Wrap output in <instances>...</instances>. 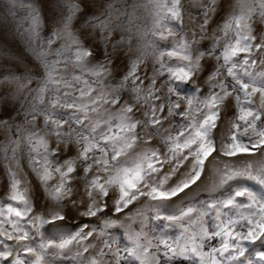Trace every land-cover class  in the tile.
Here are the masks:
<instances>
[{
    "label": "snow or ice",
    "instance_id": "obj_1",
    "mask_svg": "<svg viewBox=\"0 0 264 264\" xmlns=\"http://www.w3.org/2000/svg\"><path fill=\"white\" fill-rule=\"evenodd\" d=\"M218 6L219 0H207V4L201 5L203 19L198 25L199 39L194 30L191 41L182 37L167 52L161 51L154 57V65L159 63L160 67H154L153 74L147 77L150 82L146 90L141 87L143 80L137 84L139 77L136 76V71L138 66L144 63L147 50L152 47L151 41L143 42L138 46L136 58L129 61L127 73L114 87L105 90L103 83L97 79L98 91L87 80H81L80 76H72L71 80L63 77L59 80L55 79L53 72L55 64L59 61L50 65L46 61L43 49L36 53L43 74L37 79V87L30 89L34 92V102L31 111L23 113L24 123L34 127L36 116H43L44 128L48 130V134L56 138L57 148H50L46 136L38 131L24 135L22 139L29 151V168L35 174L45 196L56 204H61L65 197L70 198L73 194L70 181L79 161L83 166L80 179L85 181L83 191L88 201L86 207L79 211V215L82 217L103 215L108 208L109 190L114 189L115 196L111 201L112 216L102 221L99 232L94 227L89 230V225L84 223L70 234L62 233L58 239H49L42 242L38 248H33L24 243L28 239V233L19 227V220L33 212L32 200L29 197L30 190L27 186L21 189V180L17 178L12 166L5 163V172L9 180L6 198L10 202H17L21 207H14L12 203L0 207V237L15 241L18 245L15 258H12L10 248H5L0 253V256L5 258L4 264H8L9 258L11 264H47L48 249H56L62 253L72 245L77 246L75 255L80 258L79 264H122V260L126 262L128 257L133 258L136 264H168L173 256L190 259L192 264H230V262L264 264V250H256L254 254H250L249 249L245 247V242L255 245L257 241H264V160L254 165L250 159L264 150V32L257 37L252 27L253 18L257 16L264 24V0H236L234 7L238 11L227 13L223 17L222 22L213 30L212 43L206 50H201L200 40L206 38L205 34L211 20L210 13L214 15L218 11ZM104 7L113 9L112 4ZM79 11V4L69 6V14L63 18L62 27L58 29L54 23L48 44L54 46L53 40L61 38L70 41L71 44L76 45L75 59L71 63L83 67L93 56V52L85 48L69 30L72 16ZM112 16L113 11H108L106 16L101 12L97 16L90 17L86 22V24L92 23L94 29H99L100 43L105 46V60L109 55L107 44L113 38ZM152 17L151 28L138 34L140 41H145L149 33L160 40L174 37V30L168 26V22L179 21L183 25L181 0H154ZM33 24L37 26L39 24L35 14ZM217 32L220 34L217 35ZM128 39L130 40L131 37L129 36ZM125 42V34L122 31L120 39L112 43L113 50ZM218 48H220L219 54L216 55ZM255 53L260 55L259 65L262 68L260 71L255 70L257 66ZM61 54L62 49H57V55ZM241 55L243 59H239ZM164 56L176 58L180 66L165 69L162 60ZM205 57L217 61L216 67L208 73L204 81L208 85L207 95L201 98L199 87H195L197 93L195 97L180 95V87L192 82L203 70L202 60ZM221 60L223 64L219 63ZM108 63L110 64L111 61ZM223 67H227V75L233 80L231 90L223 79L217 80ZM237 67L241 69V75L235 71ZM164 70L168 73V79L161 80L160 88H157V78L164 75ZM105 74L103 63H98L91 71V75L96 78ZM27 75L30 83L32 74L27 73ZM129 80L132 82L131 92L136 103L160 101L161 97L156 93L166 88L167 115H163L164 103H160L159 112L155 104L149 103L150 111L144 112L143 121L133 118V105L128 101H124L115 112L104 107L120 104V92L127 90ZM72 81L82 84L79 97L73 102L69 103L65 99L61 103V98L57 95L49 98L48 109H38L46 93L58 89L61 84L65 88H70ZM173 81L179 83L173 84ZM19 87L24 89L28 84L21 83ZM94 91L95 96H93ZM234 93L238 94L234 95ZM70 94L65 92L64 97ZM257 95L259 104L255 105L254 97ZM173 96L176 97L175 102L171 99ZM229 98L234 99L236 113L229 122L228 135H221L220 147L217 149L213 139L214 130L218 126L221 106L225 105ZM181 101L184 103L182 112L179 111ZM57 107L73 109L74 114L70 119L75 124L84 127V122L88 121L89 134L75 133L72 129L64 132L63 128L67 120L55 118L54 109ZM176 115L181 116L185 123H181L179 131L174 134L170 132L167 136L162 135L159 126L164 120ZM29 116L32 117L31 120L28 119ZM0 123L8 122L0 121ZM102 125L104 130L98 132ZM138 126L142 132L151 128L159 137L160 143L164 146L163 155L159 148L147 146L142 151L132 154L131 150L139 141L142 140L144 145H149L152 140L151 136L145 139L143 135L138 134ZM20 134L21 125H17V139L11 141L14 145L12 155L6 156V160L10 159L17 168L20 167L16 155L21 142ZM69 142L75 144L77 155L69 157L63 164L53 168L49 162V155H57L61 144L67 150ZM217 153L220 157L247 160L242 166L226 164L223 170L213 172L214 179L210 191L215 192L230 182H236L235 186L231 187L230 193L219 199L210 198L208 201H202L200 206L189 203L187 206H178L174 214L157 216L156 213L161 208L171 204L174 198L178 199L182 194H186L185 190H190L202 179V173L207 167L206 162ZM36 156L40 159H36ZM40 160H43V165L40 164ZM165 165L169 166L168 171L161 176L160 173ZM93 166L96 168V173L92 174L89 180L88 176ZM182 167H186L187 172L181 173ZM53 172L58 174L59 183L50 186L49 181ZM177 175L181 178L170 185V181ZM243 181L252 182L257 187L254 189ZM24 183L27 185V177ZM141 198H147L150 202L152 219H162L169 225L179 227L180 234L174 244L149 235L146 231L148 216L145 209H138L133 215L124 217V220L130 221L127 225L117 218L118 214H122L129 205ZM76 203L72 201L73 207H76ZM213 212L215 215L212 218L215 222L209 228L205 218L212 216ZM65 219V215L58 210L50 211L47 219L42 214H36L32 219V227L37 231L45 224L59 228L57 222ZM137 220L138 230L132 226ZM237 226L241 228L246 226L247 230L238 231ZM117 227L124 228V235L128 241V246L123 250L114 247V241L110 243L103 239L106 230ZM94 236L101 238L98 249L96 244L89 242ZM213 239L220 241L219 246L206 247L207 242ZM161 247L164 249L163 252L160 251ZM21 250L27 259L21 257ZM121 251L125 252L127 257H122ZM90 252L92 254L88 255ZM225 253H229L227 259H223ZM106 257L113 259L109 260Z\"/></svg>",
    "mask_w": 264,
    "mask_h": 264
},
{
    "label": "rangeland",
    "instance_id": "obj_2",
    "mask_svg": "<svg viewBox=\"0 0 264 264\" xmlns=\"http://www.w3.org/2000/svg\"><path fill=\"white\" fill-rule=\"evenodd\" d=\"M153 2L154 0H0V121H7V124L0 123V207L12 203L14 207H21L17 202H10L7 200L8 194V176L5 172V163L12 166V170L16 172L17 178L21 180V189L25 186L29 188V197L32 200L33 212L29 213L27 216L19 220V227L22 231L28 233V239L24 243L27 245L38 248L42 242H46L49 239H58L61 234H70L74 232L81 224L87 223L89 225V230L93 227L97 232L100 231L102 226V221L112 216L111 211V201L115 196V190H109L108 197V208L105 210L103 215L98 214L97 217H82L79 215V211L87 205V196L84 193V183L85 181L80 179L82 176L83 166L77 161L76 172L73 174L70 187L73 189L72 196L65 197L61 204H56L54 201L47 198L44 194L43 189L40 187L39 181L37 180L35 174L29 168V151L27 145L23 142L22 137L28 133L38 131L41 135H45L48 139L50 148H57L56 138L48 134V130L44 128L43 116L37 115L35 119V126L31 127L24 123L25 111H31V106L34 102V92L30 89H35L37 87V79L42 76L43 70L40 67V62L37 60L36 53L41 49L44 50L46 61L51 65L56 61L59 63L55 64V69L53 76L55 79L59 80L63 77L66 80H71L72 76H80L81 80H87L90 85L97 91L99 90V83H96L97 79L103 83L105 90L109 87H114L115 84L120 80V78L125 75L129 69V61L134 60L137 56L138 46L147 41H151L152 47L149 48L148 54L144 58V63L139 65L136 71V76L139 77L137 84L143 80L142 89L146 90L149 84L147 77L153 74V68H159V63L154 65L153 60L155 56H158L161 51L167 52L174 43H178L182 37H186L189 41L192 40V33L195 30L197 39L200 37V32L198 25L202 22L201 5L207 4V0H181L182 10H183V25L179 21H169L168 26L174 30V37H169L167 40H160L158 37H153L149 33L145 37V41H140L138 39V34L146 32L151 28L153 17ZM236 0H219L218 11L213 15L210 13L211 20L206 31V38L200 40V49L206 50L212 43L211 36L213 30L222 22L223 17L230 12L238 11L235 9L234 5ZM72 4H79L80 11L76 12L71 19L69 30L72 32L73 36L77 37L80 43L93 52V56L84 64L83 67L79 65H73L72 60L75 59L74 53L76 51V45L71 44L70 41L61 38L58 40H53V45L48 44V39L51 36V32L55 23V27L58 29L62 27V20L69 14V6ZM107 4H112L113 9H107L104 7ZM108 11H113V16L111 18V28L113 29L112 41L107 44V51L109 53L107 60L104 57L105 46L100 43V31L99 29H94L92 23H87L89 18L92 16H97L101 12L107 15ZM37 17L39 24L38 26L33 24V16ZM252 27L254 29V34L259 37L261 32H264V24H262L257 17L253 18ZM125 34V43L118 46L113 50L112 43L120 39V33ZM106 34V33H105ZM220 33L217 32V35ZM129 36L131 39L129 40ZM257 42H259L257 40ZM68 47H63L64 45ZM222 47V45H221ZM57 49H62V54L57 55ZM220 48L217 49L216 55L219 54ZM195 55V52L193 53ZM254 58L257 59L256 71L262 70L259 65L260 55L259 53L254 54ZM239 59H243V55ZM165 63V69L168 67H178L180 62L176 58H169L167 56L162 57ZM108 61H111L109 64ZM98 63H103L106 69V74L96 78L91 75V71L95 68ZM223 64V60L219 61ZM203 70L198 74V76L190 83H187L180 87L179 94L182 96H193L197 95L195 87L200 88L199 95L203 98L204 95L208 93V85L204 83L205 78L208 73L212 71L217 64L214 58L205 57L202 60ZM231 66V65H229ZM238 75H241V69L237 67L235 69ZM27 73H31V82L29 83V77ZM168 73L164 70V75L157 78L156 87L160 88L161 80H167ZM223 79L225 84L228 86L229 90L232 89L233 80L227 75V67H223L220 70V75L217 80ZM245 82H247L245 78ZM21 83L28 84L27 88L21 89L19 85ZM179 82L173 81V84ZM82 84L75 81L71 82L70 88H65L61 84L58 89L50 91L45 94L44 100L38 105L39 108L48 109L49 108V98L54 96H60L61 103L67 99V102L71 103L77 97H79V89ZM132 82L131 80L127 83V90L121 91L120 104L117 106H104L109 108L110 111L115 112L118 108L128 101L133 105V118L144 120V112L150 111L149 103H153L157 107L159 112L160 103L165 104V110L163 115H167V90L166 88L161 89L156 95L161 97L160 101L150 100L148 102L141 101L136 103L133 100V93L131 92ZM71 93L68 97H64V93ZM238 93H234L236 95ZM96 92H93V96ZM174 102L176 97L171 98ZM255 105L259 104V96L254 97ZM82 102V101H77ZM143 105V107H141ZM179 111H183L184 103L180 102ZM23 106V107H22ZM56 119H66L63 131L68 132L72 129L75 133H83L88 135L87 125L88 121L84 122V127L79 124H75L70 117L73 116V109H66L57 107L54 109ZM236 113L234 99L229 98L225 105L221 106L220 119L218 121V126L214 130L213 139L216 143L217 149L220 147V137L221 135H228V129L230 127V121L234 118ZM76 115H81L76 113ZM95 118V117H93ZM106 119L107 116L105 115ZM203 118L202 116L200 117ZM29 120L32 119L31 116L28 117ZM181 123H185L183 118L179 115L169 117L164 120L159 126V131L162 135L167 136L170 132L175 133L179 131V126ZM21 125L20 134V145L16 153L17 159L19 160L20 167L17 168L15 164L7 157L12 155L11 141L17 139L16 136V126ZM49 125V129H50ZM104 126L102 125L97 131H103ZM138 134L144 136L147 139L148 136L152 137L151 143L149 145H144L143 141H139L132 151L134 155L137 152L143 150L144 147L159 148L161 155H163L164 146L160 143L159 137L155 135L151 128L142 132L141 128H137ZM82 147V145H81ZM98 154V153H97ZM77 155L76 146L74 143L69 142L67 150H65L63 144L60 145L58 149V154L55 156L49 155V162L53 168L63 164L64 160L69 157H74ZM36 159H40L36 156ZM254 165L258 164L260 161L264 160V150L260 154L250 158ZM247 160H235L225 157H220L217 153L212 159L207 161V167L202 173V179L198 183L191 187L190 190H185L186 194H182L178 199L174 198L171 204L166 205L161 208L159 212L156 213L157 216H166L174 214L178 206H187L189 203L200 206L202 201H208L211 199H219L224 195L230 193L231 187L235 186L236 182H230L225 185L224 188L219 189L215 192H211V186L214 179L213 172L215 170H223L225 165H235L242 166ZM189 165L191 161L189 160ZM40 164L43 165V160H40ZM169 166L165 165L164 170L160 173L162 176L164 172L168 171ZM186 167L180 169L181 173L187 172ZM96 173V168L93 166L91 174L88 176L90 180L92 174ZM27 177V185H25L24 180ZM181 178L180 175L175 176L171 181L170 185L176 183L177 180ZM59 183V176L53 172L52 179L49 181V185H56ZM254 189L257 187L252 182L243 181ZM72 201H76V207H73ZM181 202H184L183 204ZM150 202L147 198H141L139 201L133 202L129 205L127 209L123 211L122 214H118V217L125 225L130 223V221L124 220V217L133 215L138 209H145V213L148 216L146 231L150 236H155L158 239L167 241L169 244H174L177 237L180 234V229L176 225H169L167 221L162 219H152L153 212L150 208ZM61 211L65 215L66 219L62 222H57L59 228L55 225H43L37 231L32 227V219L36 214H42L45 218H48V213L50 211ZM232 214V213H230ZM206 217V225L211 228L214 224L213 216ZM133 228L138 230L139 223H133ZM10 230V229H9ZM238 231H246V226L241 228L237 226ZM104 240L114 243V247L123 250L128 246V241L124 235V228L117 227L106 230V235L103 237ZM90 243L97 245V249L101 244V238L92 237L90 238ZM220 244L219 240L213 239L207 242L206 247H218ZM17 243L15 241H8L3 237H0V253H2L5 248H10L12 253V258L17 255ZM245 247L249 249L250 254H254L256 250H264V241H257L255 245L248 244L245 242ZM77 251V246L72 245L70 249H65L62 253L56 249H48L46 255L47 264H79V257L75 255ZM161 252L164 251L163 247L160 249ZM92 253H88L91 255ZM122 257H127V254L121 251ZM229 253H225L223 259H227ZM21 257L27 259L23 256L21 250ZM247 258V257H246ZM106 259L112 260V257H106ZM5 258L0 256V264H4ZM8 264H11V258L8 259ZM122 264H136L133 258L128 257L127 261L122 260ZM168 264H192V261L185 260L181 256H173ZM232 264V262H230Z\"/></svg>",
    "mask_w": 264,
    "mask_h": 264
},
{
    "label": "bare ground",
    "instance_id": "obj_3",
    "mask_svg": "<svg viewBox=\"0 0 264 264\" xmlns=\"http://www.w3.org/2000/svg\"><path fill=\"white\" fill-rule=\"evenodd\" d=\"M1 39V38H0Z\"/></svg>",
    "mask_w": 264,
    "mask_h": 264
}]
</instances>
